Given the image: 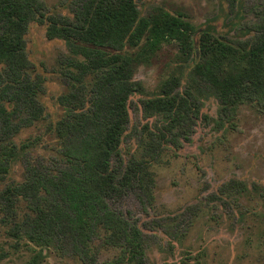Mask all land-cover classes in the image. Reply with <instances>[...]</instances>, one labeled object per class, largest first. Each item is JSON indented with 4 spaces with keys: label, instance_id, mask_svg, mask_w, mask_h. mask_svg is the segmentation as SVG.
Listing matches in <instances>:
<instances>
[{
    "label": "rangeland",
    "instance_id": "rangeland-1",
    "mask_svg": "<svg viewBox=\"0 0 264 264\" xmlns=\"http://www.w3.org/2000/svg\"><path fill=\"white\" fill-rule=\"evenodd\" d=\"M43 2L46 13L69 19L80 4V0ZM135 3L142 16L164 11L182 15L193 26V60L182 63L178 43L168 40L159 44L149 61L133 65L131 80L141 92H133L128 98V120L110 158L118 176L106 203L141 230L142 256H131L133 250L127 245L105 244L104 231L99 228L88 244L92 260L85 261L71 252L65 235L54 238L49 246L14 237L9 228H19L32 215L19 198L9 218H2L0 212V264H264V100H245L235 107L230 119L219 120V104L212 90L202 80L189 79L188 74L199 56L201 35L206 33L233 45L251 40L263 21L264 0ZM45 26L29 22L24 41L26 56L32 62L27 72L43 79L36 98L47 116L14 135L16 146L23 142L28 145L17 149L7 172L0 175V190L22 182L30 166L56 174L68 165L59 153L60 142L52 127L63 114L56 98L70 90L62 75L67 58L80 57L71 55L63 40L46 38ZM171 75H181L178 91L191 90L198 114H187L173 127L170 137L176 138L172 143L177 144H163L158 158L148 162L153 178V199L148 204L136 181L126 186L119 178L131 161L143 158L142 146L152 137L147 129L157 133L165 127V117L145 113L142 103ZM84 79L93 80L90 75Z\"/></svg>",
    "mask_w": 264,
    "mask_h": 264
},
{
    "label": "trees",
    "instance_id": "trees-1",
    "mask_svg": "<svg viewBox=\"0 0 264 264\" xmlns=\"http://www.w3.org/2000/svg\"><path fill=\"white\" fill-rule=\"evenodd\" d=\"M29 22L45 23L46 38L63 40L71 55L80 57L67 58L62 75L70 90L56 98L63 114L52 127L68 165L56 174L30 166L22 182L4 186L2 218L11 216L21 198L32 215L19 228H9L14 237L49 246L65 235L71 252L85 261L92 260L88 244L99 228L105 244L127 245L131 256H142L141 230L106 203L118 176L110 158L128 120V98L141 92L131 80L133 65L149 61L159 44L168 40L178 43L182 63L193 60V26L182 15L164 11L142 16L135 0H80L73 19L46 13L43 0H0V175L7 172L17 149L28 145L16 146L14 135L47 116L36 98L43 79L27 72L32 67L24 41ZM255 31L251 40L236 45L206 33L198 40L199 56L188 71L189 79L202 80L212 90L219 120L230 119L245 100H264V16ZM126 46L136 49L126 51ZM87 75L92 82L85 81ZM180 76L165 78L157 93L143 101L145 113L161 114L167 121L157 133L146 128L152 137L142 146L143 158L131 161L119 178L126 186L136 181L148 204L153 199L148 162L158 158L163 144L173 145V127L187 114H198L191 90L178 91Z\"/></svg>",
    "mask_w": 264,
    "mask_h": 264
}]
</instances>
